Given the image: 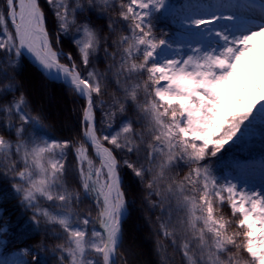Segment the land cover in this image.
<instances>
[{"label":"snow or ice","instance_id":"snow-or-ice-1","mask_svg":"<svg viewBox=\"0 0 264 264\" xmlns=\"http://www.w3.org/2000/svg\"><path fill=\"white\" fill-rule=\"evenodd\" d=\"M25 54L80 102L74 136L20 90ZM0 128V176L29 214L0 208V264H129L125 172L159 264H264V157L221 161L264 147V0H0Z\"/></svg>","mask_w":264,"mask_h":264},{"label":"trees","instance_id":"trees-1","mask_svg":"<svg viewBox=\"0 0 264 264\" xmlns=\"http://www.w3.org/2000/svg\"><path fill=\"white\" fill-rule=\"evenodd\" d=\"M96 23H98V24L103 23V21H96ZM48 24H49L50 29L54 27L53 22L48 21ZM61 47L66 52H71L73 54V56L77 55L76 50H75V48H74V46H73V44L69 38L62 37ZM99 67L102 69L104 67L103 63H101L99 65ZM30 74L31 75L33 74L41 82H43L49 88L50 91H53V93L59 92L66 99V103H67L69 110H72L74 112V115H73L74 117L71 118V122H72L71 129H60L59 127L56 126L55 123L57 121L53 119V117L50 114V112L48 111V109L38 107V105L36 104V100H34V98L30 95L28 89L25 87L24 82H23V79H25L26 76H28ZM15 75L17 77V82L20 85V90L23 91L25 93V95L28 97V99L32 105L33 110L42 112V114L44 116V123L49 126L48 131H49L50 135L53 138H68V137L74 136L76 134V132L78 131V126H79V105H80V102L77 100V98L72 93V91L68 87H66L63 83L55 82V81L47 79L25 57H22L19 69H18V71H16ZM98 118H99V114H98ZM2 130L3 129L0 128V131H2ZM227 151L228 150H227V146H226V149L224 150L221 159H225L228 157ZM69 159L71 160V157H69ZM123 180H124V185H125L126 190H127L128 199L130 201L134 200L135 203L129 205V209H128L129 215H128L125 223H124V245H123L121 251L125 253V257L128 259L129 264H133L131 258L128 256V254L125 250L126 246L128 244L129 227L131 226V223L133 222V220L138 218L140 216V213H143L144 217L141 219V221L144 225V228L151 235L150 247L152 249V252L154 253V255L156 256V258L159 261V257L156 255V251H155V249H156V243H155L156 242V236L154 235V233L152 231V227L150 226V224L148 223V221L146 219V217L149 215L153 216V218H154L155 214L147 212L145 205L142 203V196H143L142 188L139 185V182L131 175L130 172H125L123 174ZM0 194H4L6 197L2 202H0V206L5 210V213H4L5 219L10 218V221L15 223L19 217L20 222L22 223L24 220H26L28 218V215H29L28 213H23V215H21L22 210L19 207L18 199L13 195L11 183H10V181L4 179L3 176H0ZM13 231L16 232L17 229H13ZM39 239H40L39 235H33V236L29 237L28 239H26L21 244H14V245H10V246L15 247V248H20V247H23L27 244H33ZM168 251L171 252L172 249L168 248ZM44 255L47 256L48 254L45 253ZM176 259H177V261L179 260V255H177Z\"/></svg>","mask_w":264,"mask_h":264},{"label":"rangeland","instance_id":"rangeland-1","mask_svg":"<svg viewBox=\"0 0 264 264\" xmlns=\"http://www.w3.org/2000/svg\"><path fill=\"white\" fill-rule=\"evenodd\" d=\"M49 16L52 18L51 14ZM23 82L30 95L36 100L38 107L48 109L53 119L57 121L55 123L57 127L60 129H71V118L74 117V112L69 110L66 99L59 92L53 93V91H50L49 88L33 74L26 76ZM246 148H257L261 149L262 152L255 158H239L235 161L241 164L259 163L261 158L264 157V147H262L259 138L254 139L248 144H238L234 147V149L237 150ZM143 215V213H140V216L131 223L129 227L128 244L125 250L133 264H159L158 259L150 247L151 235L144 228L141 221L144 217ZM13 250L15 249H9V251ZM29 259H31V257H29Z\"/></svg>","mask_w":264,"mask_h":264},{"label":"bare ground","instance_id":"bare-ground-1","mask_svg":"<svg viewBox=\"0 0 264 264\" xmlns=\"http://www.w3.org/2000/svg\"><path fill=\"white\" fill-rule=\"evenodd\" d=\"M30 57V56H29ZM31 58V57H30ZM32 59V58H31ZM25 74V73H24Z\"/></svg>","mask_w":264,"mask_h":264}]
</instances>
